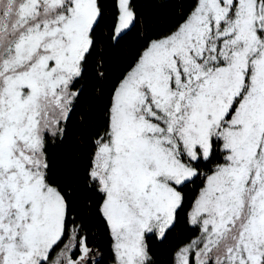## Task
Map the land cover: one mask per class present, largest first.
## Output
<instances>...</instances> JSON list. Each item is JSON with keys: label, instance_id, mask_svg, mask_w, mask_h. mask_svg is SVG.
<instances>
[{"label": "snow or ice", "instance_id": "1", "mask_svg": "<svg viewBox=\"0 0 264 264\" xmlns=\"http://www.w3.org/2000/svg\"><path fill=\"white\" fill-rule=\"evenodd\" d=\"M177 3L0 0V264H264V0Z\"/></svg>", "mask_w": 264, "mask_h": 264}, {"label": "trees", "instance_id": "2", "mask_svg": "<svg viewBox=\"0 0 264 264\" xmlns=\"http://www.w3.org/2000/svg\"><path fill=\"white\" fill-rule=\"evenodd\" d=\"M142 5L140 7V12L144 19L156 26L157 30H164L168 26V22L175 18L176 9L178 6L177 0H138ZM167 3L168 7H161V4ZM134 35V34H133ZM134 40L132 37L128 38L126 43H123V47H128L129 45L134 46ZM118 55V54H117ZM118 62V61H117ZM91 99V98H89ZM81 129L79 124L76 122L75 118L73 123L70 125V130L68 137L63 144V147L55 150L56 163L64 169H67L70 163H76L78 155L80 153V146L77 143V136L79 135ZM81 164L86 165L87 163V148L84 151L83 160L79 161ZM82 171V168H77V172ZM85 195L83 189L81 188L79 193V199L82 202V198ZM175 235L165 241L164 245H157V254L164 258L168 251V245L175 241ZM186 235H181V239H185Z\"/></svg>", "mask_w": 264, "mask_h": 264}]
</instances>
